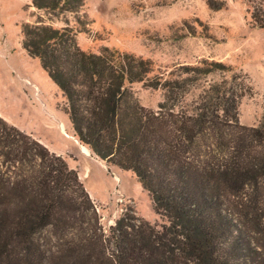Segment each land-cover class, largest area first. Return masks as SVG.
Masks as SVG:
<instances>
[{
    "label": "trees",
    "instance_id": "1",
    "mask_svg": "<svg viewBox=\"0 0 264 264\" xmlns=\"http://www.w3.org/2000/svg\"><path fill=\"white\" fill-rule=\"evenodd\" d=\"M31 1L51 14L85 6ZM242 1L264 30V0ZM76 33L28 24L23 49L58 89L78 144L131 172L166 223L157 229L128 211L104 231L77 171L0 117V264H264V114L255 127L239 123L251 93L243 78L214 60L180 66L182 80L151 77V60L82 51ZM212 73L231 74V83L178 106L190 83ZM134 84L162 90L164 102L141 106Z\"/></svg>",
    "mask_w": 264,
    "mask_h": 264
},
{
    "label": "rangeland",
    "instance_id": "2",
    "mask_svg": "<svg viewBox=\"0 0 264 264\" xmlns=\"http://www.w3.org/2000/svg\"><path fill=\"white\" fill-rule=\"evenodd\" d=\"M84 5L77 13L51 14L35 9L31 0H0V117L77 171L104 231L128 211L159 229L166 221L155 215L131 172L103 167L80 152L58 89L39 60L23 49V27L37 22L71 27L82 51L97 54L107 47L149 59L155 65L151 77L182 80L180 66L223 62L251 90L238 107L239 123L247 127L257 126L264 114V30L252 23L250 6L242 0H84ZM230 77L212 73L190 83L178 106L192 108L203 90L231 83ZM131 90L147 109L164 102L160 89L134 84Z\"/></svg>",
    "mask_w": 264,
    "mask_h": 264
},
{
    "label": "crops",
    "instance_id": "3",
    "mask_svg": "<svg viewBox=\"0 0 264 264\" xmlns=\"http://www.w3.org/2000/svg\"><path fill=\"white\" fill-rule=\"evenodd\" d=\"M73 138V141H74V143L75 144H78V142L76 141V139L74 138V137H72ZM79 145V144H78ZM81 146V145H80ZM79 146V147H80ZM84 152L85 153V155H87V156H89L88 158L89 159H94V161H98L103 167H105V165L99 160V159H97L94 155H92L91 154V152L86 148V147H84V146H81V150H80V152ZM56 155H59L60 156V154H56ZM90 155H92V156H90ZM86 157V156H85ZM69 165V164H68ZM70 168V167H69ZM78 176H79V174H78ZM79 179H81L80 177H79Z\"/></svg>",
    "mask_w": 264,
    "mask_h": 264
},
{
    "label": "bare ground",
    "instance_id": "4",
    "mask_svg": "<svg viewBox=\"0 0 264 264\" xmlns=\"http://www.w3.org/2000/svg\"><path fill=\"white\" fill-rule=\"evenodd\" d=\"M84 153V152H83ZM85 154V153H84Z\"/></svg>",
    "mask_w": 264,
    "mask_h": 264
}]
</instances>
